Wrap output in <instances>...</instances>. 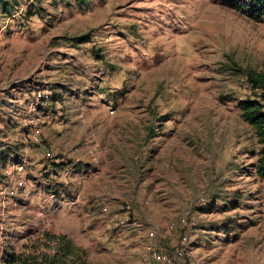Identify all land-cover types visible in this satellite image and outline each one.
I'll list each match as a JSON object with an SVG mask.
<instances>
[{"label":"rangeland","instance_id":"rangeland-1","mask_svg":"<svg viewBox=\"0 0 264 264\" xmlns=\"http://www.w3.org/2000/svg\"><path fill=\"white\" fill-rule=\"evenodd\" d=\"M244 5L0 0V264L48 236L81 264H264Z\"/></svg>","mask_w":264,"mask_h":264},{"label":"trees","instance_id":"trees-1","mask_svg":"<svg viewBox=\"0 0 264 264\" xmlns=\"http://www.w3.org/2000/svg\"><path fill=\"white\" fill-rule=\"evenodd\" d=\"M86 0H77V5L82 9ZM237 3L249 7L253 19L264 18V0H236ZM242 2V3H241ZM31 14V13H30ZM247 80L255 91L252 99H245L238 103L242 119L252 128L259 147L253 172L255 176L264 181V70L261 72L248 71ZM53 254H46L31 248L30 254H16L11 251L5 256L3 264H81V250L65 237L48 236ZM49 249V247H46Z\"/></svg>","mask_w":264,"mask_h":264},{"label":"built area","instance_id":"built-area-1","mask_svg":"<svg viewBox=\"0 0 264 264\" xmlns=\"http://www.w3.org/2000/svg\"><path fill=\"white\" fill-rule=\"evenodd\" d=\"M31 138H33L35 141H37V134L33 133L30 135ZM0 169H1V161H0ZM154 236V232H150L149 233V237H153ZM1 258V255H0ZM152 258L158 262H164L165 264H173L172 260L170 258H167L166 256L160 254V253H152ZM5 259V255L2 257L1 261H3Z\"/></svg>","mask_w":264,"mask_h":264},{"label":"crops","instance_id":"crops-1","mask_svg":"<svg viewBox=\"0 0 264 264\" xmlns=\"http://www.w3.org/2000/svg\"><path fill=\"white\" fill-rule=\"evenodd\" d=\"M40 152H41V150H40ZM5 256H7V253H5Z\"/></svg>","mask_w":264,"mask_h":264}]
</instances>
